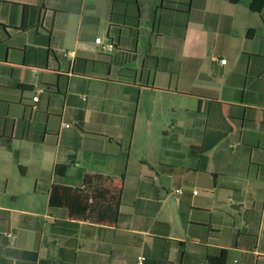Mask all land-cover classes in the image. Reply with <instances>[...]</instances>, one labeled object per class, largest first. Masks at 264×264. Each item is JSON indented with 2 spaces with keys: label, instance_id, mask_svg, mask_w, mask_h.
<instances>
[{
  "label": "crops",
  "instance_id": "obj_1",
  "mask_svg": "<svg viewBox=\"0 0 264 264\" xmlns=\"http://www.w3.org/2000/svg\"><path fill=\"white\" fill-rule=\"evenodd\" d=\"M114 1L0 0V264H264V8ZM88 174L116 225L50 205Z\"/></svg>",
  "mask_w": 264,
  "mask_h": 264
},
{
  "label": "trees",
  "instance_id": "obj_2",
  "mask_svg": "<svg viewBox=\"0 0 264 264\" xmlns=\"http://www.w3.org/2000/svg\"><path fill=\"white\" fill-rule=\"evenodd\" d=\"M123 2L131 8H136L134 14H128V20L124 21L123 27L128 26L137 29L140 21L138 0H115L113 15H116V4L118 6ZM190 3L191 0L188 1L187 5L181 4L183 7L187 6L186 12L189 11ZM161 8L176 10L169 1H164ZM263 8L264 0L252 1V11L260 13ZM178 11L183 10L180 8ZM66 170V165H60L56 172L58 175H64ZM124 179V176L116 180L112 177L88 174L84 178L82 189L54 185L50 195V205L55 208L67 209L71 218L92 219L97 223L116 225L120 217ZM209 262L210 264H227L226 251H222L218 256L210 257Z\"/></svg>",
  "mask_w": 264,
  "mask_h": 264
},
{
  "label": "built area",
  "instance_id": "obj_3",
  "mask_svg": "<svg viewBox=\"0 0 264 264\" xmlns=\"http://www.w3.org/2000/svg\"><path fill=\"white\" fill-rule=\"evenodd\" d=\"M95 44L100 48V50L102 52H114L115 49H116V45L113 41H110V40H104L103 38L101 37H97L95 39ZM64 56L67 57V58H73V53L72 52H65L64 53ZM220 64L221 65H226L228 60L226 58H222L219 60ZM44 90L43 89H39L38 90V94L36 97H34V102H38L39 101V94L42 93ZM69 127V126H67ZM183 191L182 190H177V194H182ZM194 194H198L197 191L194 192ZM8 237L10 239H14V234L13 233H9L8 234ZM12 246L15 247L16 244L15 243H12ZM147 261V257L146 256H143V255H140L138 256L137 258V264H145Z\"/></svg>",
  "mask_w": 264,
  "mask_h": 264
},
{
  "label": "rangeland",
  "instance_id": "obj_4",
  "mask_svg": "<svg viewBox=\"0 0 264 264\" xmlns=\"http://www.w3.org/2000/svg\"><path fill=\"white\" fill-rule=\"evenodd\" d=\"M150 10V9H149ZM147 12V11H146ZM151 14V13H150ZM149 20L151 21V18L149 17ZM146 21V18L144 19ZM146 28V24L144 25V29Z\"/></svg>",
  "mask_w": 264,
  "mask_h": 264
}]
</instances>
